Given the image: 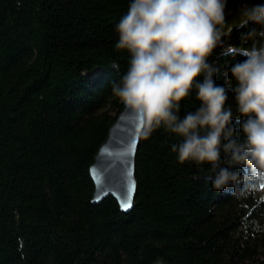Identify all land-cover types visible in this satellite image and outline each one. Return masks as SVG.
<instances>
[{
    "label": "trees",
    "instance_id": "trees-1",
    "mask_svg": "<svg viewBox=\"0 0 264 264\" xmlns=\"http://www.w3.org/2000/svg\"><path fill=\"white\" fill-rule=\"evenodd\" d=\"M130 85L124 211L89 166ZM263 97L264 0H0V264H264Z\"/></svg>",
    "mask_w": 264,
    "mask_h": 264
},
{
    "label": "water",
    "instance_id": "water-1",
    "mask_svg": "<svg viewBox=\"0 0 264 264\" xmlns=\"http://www.w3.org/2000/svg\"><path fill=\"white\" fill-rule=\"evenodd\" d=\"M146 112L141 90L135 85L127 86L121 108L89 166L94 183L93 202L98 203L111 195L122 210L131 209L136 189L134 157L145 126ZM153 264L164 263L158 260Z\"/></svg>",
    "mask_w": 264,
    "mask_h": 264
},
{
    "label": "rangeland",
    "instance_id": "rangeland-1",
    "mask_svg": "<svg viewBox=\"0 0 264 264\" xmlns=\"http://www.w3.org/2000/svg\"><path fill=\"white\" fill-rule=\"evenodd\" d=\"M255 113H261L262 115H264V97L263 100L259 102ZM252 131L259 140L257 156H261L264 160V123L260 122L257 126L253 127ZM239 176L243 181L249 178L246 174L242 173ZM255 177L257 178L256 192L258 193V195L264 197V167L260 171L255 172Z\"/></svg>",
    "mask_w": 264,
    "mask_h": 264
}]
</instances>
